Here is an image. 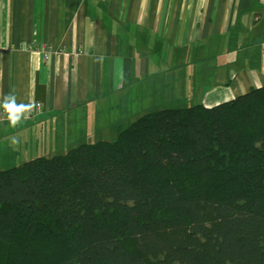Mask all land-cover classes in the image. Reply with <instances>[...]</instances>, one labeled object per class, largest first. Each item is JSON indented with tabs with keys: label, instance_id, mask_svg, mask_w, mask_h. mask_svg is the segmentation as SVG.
<instances>
[{
	"label": "trees",
	"instance_id": "1",
	"mask_svg": "<svg viewBox=\"0 0 264 264\" xmlns=\"http://www.w3.org/2000/svg\"><path fill=\"white\" fill-rule=\"evenodd\" d=\"M130 119L0 169V264H264V86Z\"/></svg>",
	"mask_w": 264,
	"mask_h": 264
},
{
	"label": "crops",
	"instance_id": "2",
	"mask_svg": "<svg viewBox=\"0 0 264 264\" xmlns=\"http://www.w3.org/2000/svg\"><path fill=\"white\" fill-rule=\"evenodd\" d=\"M234 39L241 50L229 52ZM260 47L264 0H0V168L17 166L12 144L50 147L57 132L67 143L85 132L92 104L116 100L120 120H135L170 95L164 104L187 98V106L210 108L264 86ZM244 51L256 55L258 68L248 66ZM180 68L182 82L188 73L199 89L169 87L164 74ZM10 95L42 109H24L13 127ZM73 113L80 116L70 129Z\"/></svg>",
	"mask_w": 264,
	"mask_h": 264
},
{
	"label": "rangeland",
	"instance_id": "3",
	"mask_svg": "<svg viewBox=\"0 0 264 264\" xmlns=\"http://www.w3.org/2000/svg\"><path fill=\"white\" fill-rule=\"evenodd\" d=\"M179 66L180 65H178V67ZM182 68H180L177 71H172V72L168 71L166 74H164V77L169 80L168 84L170 85V87L176 88L182 85L183 89H186L185 91L186 93L190 92L189 87L191 85L195 86L196 84L197 89H199L201 85L200 82L199 81L193 82L191 78L189 80L188 73H187V77L185 78L184 83L182 82V77H183ZM174 78H176V80H174ZM157 85H159V83H154L153 87H157ZM170 98H173V97L170 95L163 99L156 100L155 103L157 105L164 104L166 101L170 100ZM153 99H155V93L153 95ZM187 100H188L187 98H184V100L181 101V105L187 106L186 105ZM118 104L119 103L116 100H112L110 104L102 103V105H98V106L92 104L86 110V114L89 117V120L85 124V126H87V128L85 129V132H81V133L78 132L79 135H75V138L71 137V139L69 140V143L64 142L65 132H57L58 142L50 147L46 143V141H41L38 144L33 142L30 146H27L28 147L27 150H26V147L24 148V146H18V143L12 144L13 147L16 149V151L19 152L17 165H20L24 162L29 161L30 158L32 159L34 157L36 158L37 156L43 157L45 155V157L51 158L56 155H64L67 153V151H69L72 148L77 147L80 144H90V143H94L97 141H105V142L114 141L116 138L115 129L117 125L123 126L126 123L125 122L123 124V122L120 120V117H119L120 108ZM95 111H97V113ZM79 113H73L71 115L72 117H69L73 119V123L71 121L68 123V125L70 126V129L72 125L75 126L76 121H78L79 116H80ZM142 113L137 114V116H134V118L139 117L140 115H143ZM132 119L131 121H133ZM58 121H59L58 128L61 129L62 126H64V124L60 121V119ZM1 146L3 147V145L0 144V154L2 153ZM50 148L52 151L50 150ZM49 151H51L50 154H47ZM0 162H1V159H0Z\"/></svg>",
	"mask_w": 264,
	"mask_h": 264
},
{
	"label": "clouds",
	"instance_id": "4",
	"mask_svg": "<svg viewBox=\"0 0 264 264\" xmlns=\"http://www.w3.org/2000/svg\"><path fill=\"white\" fill-rule=\"evenodd\" d=\"M5 100L6 101H10L12 106H14L17 109L15 114L9 113V117H8L9 121H10V124L13 127H15L20 122V120H21V118L23 116V110L25 108H27V106H25V105H17L16 104V98H15L14 95H10L8 97H5ZM13 142L15 143L16 141H13Z\"/></svg>",
	"mask_w": 264,
	"mask_h": 264
},
{
	"label": "built area",
	"instance_id": "5",
	"mask_svg": "<svg viewBox=\"0 0 264 264\" xmlns=\"http://www.w3.org/2000/svg\"><path fill=\"white\" fill-rule=\"evenodd\" d=\"M26 106H27V108H25V113H27L29 115L30 114H34L35 112L39 111L40 108H41V104L38 103V102H36V103H30V104H28ZM5 119H6L5 116H3L2 114H0V123L2 121H4Z\"/></svg>",
	"mask_w": 264,
	"mask_h": 264
},
{
	"label": "bare ground",
	"instance_id": "6",
	"mask_svg": "<svg viewBox=\"0 0 264 264\" xmlns=\"http://www.w3.org/2000/svg\"><path fill=\"white\" fill-rule=\"evenodd\" d=\"M40 104H41V103H40ZM41 109H42V104H41V108H40V110H41ZM40 110H39V111H40ZM37 112H38V111H37ZM35 113H36V112H35Z\"/></svg>",
	"mask_w": 264,
	"mask_h": 264
}]
</instances>
